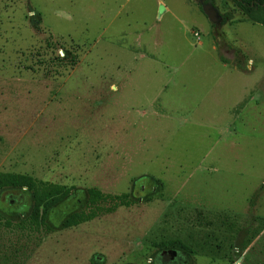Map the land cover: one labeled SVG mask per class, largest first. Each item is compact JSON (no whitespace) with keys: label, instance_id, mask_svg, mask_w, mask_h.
Masks as SVG:
<instances>
[{"label":"rangeland","instance_id":"rangeland-1","mask_svg":"<svg viewBox=\"0 0 264 264\" xmlns=\"http://www.w3.org/2000/svg\"><path fill=\"white\" fill-rule=\"evenodd\" d=\"M201 5L0 0V173L72 188L36 246L0 233V264H187L169 241L193 264H264V28ZM88 189L134 203L60 230Z\"/></svg>","mask_w":264,"mask_h":264},{"label":"trees","instance_id":"trees-1","mask_svg":"<svg viewBox=\"0 0 264 264\" xmlns=\"http://www.w3.org/2000/svg\"><path fill=\"white\" fill-rule=\"evenodd\" d=\"M202 4H210L215 10L216 0H201ZM230 1L235 10L246 20L264 28V0H226ZM202 12V9L200 7ZM218 13L219 25L223 26L232 21V13ZM223 63H232L225 58L219 57ZM239 70L242 66L234 64ZM14 192H24L29 199V206L25 212H6L0 208V233L3 230L19 234L20 250L22 247L37 245L40 238L54 230L49 217L54 208L63 203L72 193V188L65 186L40 182L28 175L14 173H0V201L6 194L8 202H14ZM85 206L87 211L74 212L63 219L58 228L60 230L75 227L81 223L95 218L103 210L101 204L107 200L114 202L113 210L117 206H130L134 200L127 195L108 196L103 195L96 189L86 191ZM23 243V244H22ZM158 253H183L188 258L187 264H193L192 250L180 241H169L157 244ZM18 253V249H17ZM149 264H154L150 262Z\"/></svg>","mask_w":264,"mask_h":264},{"label":"water","instance_id":"water-1","mask_svg":"<svg viewBox=\"0 0 264 264\" xmlns=\"http://www.w3.org/2000/svg\"><path fill=\"white\" fill-rule=\"evenodd\" d=\"M201 9L203 14L207 17V19L212 24H217L220 22V18L218 16V13L216 12L215 8L210 4H202ZM161 8L159 9V13H161Z\"/></svg>","mask_w":264,"mask_h":264},{"label":"bare ground","instance_id":"bare-ground-1","mask_svg":"<svg viewBox=\"0 0 264 264\" xmlns=\"http://www.w3.org/2000/svg\"><path fill=\"white\" fill-rule=\"evenodd\" d=\"M162 9V8H161Z\"/></svg>","mask_w":264,"mask_h":264}]
</instances>
